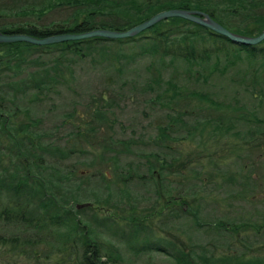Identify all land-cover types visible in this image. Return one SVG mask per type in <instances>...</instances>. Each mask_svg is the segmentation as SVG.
I'll use <instances>...</instances> for the list:
<instances>
[{
	"label": "trees",
	"instance_id": "trees-1",
	"mask_svg": "<svg viewBox=\"0 0 264 264\" xmlns=\"http://www.w3.org/2000/svg\"><path fill=\"white\" fill-rule=\"evenodd\" d=\"M170 8L203 11L247 36L264 27V0H4L0 32L125 30ZM54 10L68 13L43 22ZM127 43L136 51L120 52L118 44ZM93 76L102 86L97 93ZM126 100L153 112L151 120L123 125ZM259 134L264 39L236 44L167 17L125 38L0 43V264H130L126 254L150 252L173 264H264L245 254L244 236L241 250L227 244L233 233L263 230L264 220L241 211L211 216L218 202L206 196L216 174L226 195L239 188L235 196L247 200L264 184V159L255 163L258 173L237 159L234 172L228 164L221 169L220 159L202 153L201 140L232 137L237 146L258 147L250 140ZM185 139L194 154L181 159L170 143ZM204 157L210 171L195 164Z\"/></svg>",
	"mask_w": 264,
	"mask_h": 264
},
{
	"label": "rangeland",
	"instance_id": "rangeland-1",
	"mask_svg": "<svg viewBox=\"0 0 264 264\" xmlns=\"http://www.w3.org/2000/svg\"><path fill=\"white\" fill-rule=\"evenodd\" d=\"M3 2L4 0L2 1L0 0V4ZM67 13H68V10H54V11H51L49 14H46L42 21L46 23L49 20H59L60 18H64L65 15H67ZM109 45L112 47L111 48L112 51L116 50V47H117L116 45H114L113 43H110ZM118 45L122 46L120 52L123 51V52H126L127 54L136 51V48H137L135 46V43L118 44ZM89 79L92 80L91 85L95 89H97V91H95L94 93H97L102 87L100 80L97 79V76H93V78H89ZM137 79L140 80V76ZM83 80L84 81L86 80V75L83 76ZM126 88L127 87H125V89ZM133 94L134 92L130 93L129 94L130 97H132ZM67 95H68L67 93H63L59 97L60 101L64 104L66 103ZM135 95H137V98L140 97V95L136 94V92H135ZM191 101L193 103L198 102V101H195V99H192ZM130 102L131 100H126L125 104L120 105L124 113L120 115L119 120L123 125L125 121H126L125 125H127L128 124L127 121H130V120H132L133 122H136V124L140 123V125H144L147 121L151 120L150 116L153 114V112H149L148 110H145L146 114L145 112H140L141 103H139L138 101H136L135 103H130ZM80 106L81 104L73 105L74 109L78 112H80V109H81ZM57 108L62 109L61 104L58 102H57ZM135 109H137V111H135ZM77 118H79V114L73 115L72 118L70 119L75 120ZM66 119L67 118H64L63 121H65ZM58 120L59 118L56 117L54 119H51L50 122L58 121ZM125 129L128 130L129 128H125ZM60 130H65L64 125L61 127ZM251 138L252 139L250 141H254L256 144H260V145L258 147H251V144L247 143L241 146H237V143L239 142V140L234 139L232 137H225L219 140H217L216 138H213L214 142H212L210 138L204 135L201 139L203 141V146H204V150L202 153L204 154V152H207V154L209 153L211 156H213L215 160L220 159L222 163L221 169H223V167L228 164L227 170L234 172L233 161L234 159H237L240 162H243L242 164L245 163L247 167L255 165L256 169H255V172L253 173H258L260 171V166L255 163L258 162L259 160L261 161L262 159H264V135L262 134L253 135ZM170 146L177 149L178 153L180 154L181 159H183L184 157L185 158L192 157L194 154L192 149H194L195 144L192 143L190 139L177 141L173 145L172 143H170ZM228 151L230 152L228 153ZM195 161H196L195 164L201 163V165L203 166L202 171H210V167H207V164H206L207 163L206 157L201 158V159L199 158V160H195ZM195 164H192L191 167H193ZM201 173L203 174V172ZM242 175L243 174H241V176ZM237 176L238 175H235V177ZM254 177H255V174H251L250 178L253 179ZM209 182H212V183H207V185L209 186L206 185L209 188V190H207L206 192L207 193L206 196L211 194V196L216 198L218 202L217 204L212 205L213 209H212L211 216H215L217 214L221 215L222 213H226L229 211H234L235 213H238V212L240 213L241 211V215H244L245 213H250V216L252 218L253 217L258 218L256 220L257 223H261L262 220H264V184H262L259 189L255 188L254 190H252V193H250L247 196V200L245 199L244 201L243 198L242 200H239V198L235 196L236 193L240 192L239 188H236L234 192L230 193V195H226L224 193V190L226 189V184L221 186V183L223 182V180L219 176H216V174L209 180ZM207 199L209 200V198ZM261 200L262 202H260ZM205 205L207 206L208 203H205ZM235 217H238V216H235ZM261 229L262 228H260L257 231V233L252 230H245L243 232L240 231L236 234L233 233L231 238L229 237L227 238V241H228L227 244L228 245L234 244L231 249L235 247V249L241 250L242 247L239 244L240 242L237 243V241L240 237L244 236V239L249 241L248 247L245 250H243L245 254L262 256V258L264 259V229L263 230ZM173 231L174 232L172 233H174L175 235L177 234L180 238H182L181 235L175 229ZM212 237L214 236H207L206 239H209ZM109 238L113 242L117 243L116 237H112V238L109 237ZM217 251L222 252L223 250H217ZM132 254L131 253L126 254L130 264H173L169 258L165 257L163 254L159 252L140 253L138 255H134V254L132 255Z\"/></svg>",
	"mask_w": 264,
	"mask_h": 264
},
{
	"label": "water",
	"instance_id": "water-1",
	"mask_svg": "<svg viewBox=\"0 0 264 264\" xmlns=\"http://www.w3.org/2000/svg\"><path fill=\"white\" fill-rule=\"evenodd\" d=\"M167 17H179L188 20L192 23L208 28L214 33L227 38L229 41L242 44V45H255L264 39V27L261 31L253 36H247L230 31L223 27L217 21L212 19L207 13L196 9H184V8H170L158 11L151 15L149 18L125 29V30H113L105 28L91 29L80 33H56L47 35L44 37H35L23 33H1L0 43L9 42H26L33 45H45L49 43L62 42L67 40H79L89 37H102L107 39L125 38L136 35L140 31L150 27L159 20ZM86 203L76 204L75 207L79 208Z\"/></svg>",
	"mask_w": 264,
	"mask_h": 264
}]
</instances>
